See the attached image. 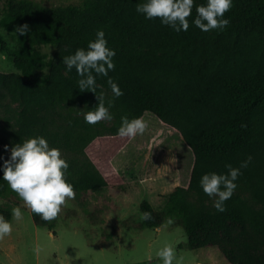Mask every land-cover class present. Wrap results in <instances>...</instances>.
<instances>
[{
    "label": "trees",
    "instance_id": "obj_1",
    "mask_svg": "<svg viewBox=\"0 0 264 264\" xmlns=\"http://www.w3.org/2000/svg\"><path fill=\"white\" fill-rule=\"evenodd\" d=\"M144 0H81L44 5L33 0H5L0 26L13 31L28 24L17 46L0 34V51L17 72H0V164L11 147L33 135H44L69 162L68 180L76 193L97 191L107 180L86 153L96 138L118 136L121 116L150 112L178 130L193 153L186 186L167 194L161 210L147 200V227L164 221L182 227L186 248L215 246L230 264H264V0H234L223 30L202 32L192 19L176 32L136 12ZM206 0H195L196 4ZM103 28L116 49L115 69L108 75L123 90L114 97L107 77L97 76L96 93L78 89L75 68L66 71L63 57L87 47ZM54 46L53 55L40 51ZM101 92L113 100V119L84 121ZM8 145V149H5ZM243 168L238 187L219 212L199 185L205 172H227L226 163ZM3 173L0 171V177ZM0 198L19 205L21 198L0 179ZM34 224L52 223L30 209Z\"/></svg>",
    "mask_w": 264,
    "mask_h": 264
},
{
    "label": "rangeland",
    "instance_id": "obj_2",
    "mask_svg": "<svg viewBox=\"0 0 264 264\" xmlns=\"http://www.w3.org/2000/svg\"><path fill=\"white\" fill-rule=\"evenodd\" d=\"M4 1L0 0V16ZM33 1L44 5L81 2ZM0 34L9 47L17 46L13 31L0 26ZM39 49L47 59L54 53L52 45ZM0 72H17L1 51ZM142 116L147 127L134 139L103 136L87 146L88 157L107 185L76 193L58 217L48 221L52 228L34 224L22 199L13 205L0 198V214L13 224L12 234L0 240V264H161L155 253L166 242L175 245L184 264H230L215 246L187 249L182 227L168 220L146 228L152 219L141 218L140 202L147 200L154 211L161 210L174 187L188 184L193 153L178 130L150 112ZM16 206L23 213L19 221L12 218Z\"/></svg>",
    "mask_w": 264,
    "mask_h": 264
},
{
    "label": "clouds",
    "instance_id": "obj_3",
    "mask_svg": "<svg viewBox=\"0 0 264 264\" xmlns=\"http://www.w3.org/2000/svg\"><path fill=\"white\" fill-rule=\"evenodd\" d=\"M195 5L196 16L191 23L202 32H209L213 29L223 30L230 19L225 17L234 6V0H206L205 3L196 4L195 0H144L136 5V12L144 16L146 20L159 18L161 24L166 25L176 32L189 29V17ZM28 24L19 25L15 33L25 34L28 31ZM116 49L109 46L108 38L103 28L95 32V38L88 41L87 47H78L67 56L63 57L66 71L75 68L79 77L78 89L81 91L90 90L96 93L97 76L107 77L114 97L123 95L119 84L108 75L115 69L114 57ZM98 103L91 110L83 111V119L88 124H96L103 120H112L111 108L113 100L105 99L101 92L96 95ZM147 127V121L143 116L129 118L121 116V123L116 135L121 138L132 140L143 134ZM8 149V145L4 146ZM249 155L242 160L239 166L226 163L227 172L210 171L205 172L199 179V185L203 192L213 200V207L219 211H225L224 201L231 198L237 189L238 178L242 175V169L251 162ZM69 162L62 150L49 143L44 135H33L22 142L15 143L10 149V156L3 159L0 164V171L3 175L0 179L7 182L9 188L17 193L24 201V204L33 213L39 214L43 220L56 219L66 206L68 201L75 199L76 191L74 185L68 180ZM23 216L19 206L12 209V218L19 221ZM141 218H151L150 212H143ZM171 218L169 223H171ZM13 232L11 220L0 214V240L10 236ZM155 256L161 264H184L183 255L178 254L175 245L166 242L158 248ZM149 261L153 257L149 255Z\"/></svg>",
    "mask_w": 264,
    "mask_h": 264
}]
</instances>
